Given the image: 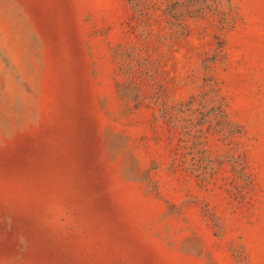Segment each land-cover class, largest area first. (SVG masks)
I'll return each instance as SVG.
<instances>
[{
	"label": "rangeland",
	"instance_id": "1",
	"mask_svg": "<svg viewBox=\"0 0 264 264\" xmlns=\"http://www.w3.org/2000/svg\"><path fill=\"white\" fill-rule=\"evenodd\" d=\"M0 264H264V0H0Z\"/></svg>",
	"mask_w": 264,
	"mask_h": 264
}]
</instances>
